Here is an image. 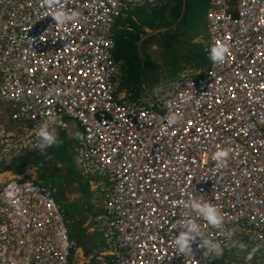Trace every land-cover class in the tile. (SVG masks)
<instances>
[{
  "label": "built area",
  "instance_id": "built-area-1",
  "mask_svg": "<svg viewBox=\"0 0 264 264\" xmlns=\"http://www.w3.org/2000/svg\"><path fill=\"white\" fill-rule=\"evenodd\" d=\"M206 2L205 50L224 48L225 58L127 98L116 90L113 26L160 0H0V110L8 113H0V174L11 156L53 146L40 148L41 125L58 133L64 114L81 123L75 164L109 183L95 226L107 252L93 251V264H211L215 254L205 255L199 238L191 255L173 245L174 225L196 218L184 207L192 196L224 217L220 228L197 219L205 238L238 244L239 256L250 245L264 250V0ZM58 9L77 16L57 25ZM71 222L48 187L0 179V264H71L79 249Z\"/></svg>",
  "mask_w": 264,
  "mask_h": 264
},
{
  "label": "trees",
  "instance_id": "trees-1",
  "mask_svg": "<svg viewBox=\"0 0 264 264\" xmlns=\"http://www.w3.org/2000/svg\"><path fill=\"white\" fill-rule=\"evenodd\" d=\"M205 0H166L165 3L156 8L134 9V17H128L124 21L118 19V24H128L127 27L114 28L115 46L113 49L114 58L120 61L121 88L127 91L130 97H135L141 90L142 84L153 85L157 79L151 77L158 64L148 56H141L143 48L139 46L138 40L144 33V26L151 29H161L157 33L145 38L143 41H150L156 37L161 38V44L167 49L165 60L162 62L170 73L177 71V63H192L199 69H207L210 64V54L205 50V44L200 41H189L188 29L193 34L198 32L200 26V13L203 12ZM168 16L171 18L169 19ZM182 40L187 43L188 48L183 53L176 52V43ZM190 65L191 67H193ZM58 143L54 144L44 153H33L25 155L17 160L14 165L8 166L9 171L25 170L29 167L36 168V178L41 184L47 186L54 194L57 203L63 209L66 218L72 220L70 223V237L78 244H83L88 239L80 219L76 216L83 214L84 208L76 209L78 200H68L64 197V190L75 184L76 190L81 194L87 206L93 209L88 198L90 197L89 185L81 177L75 168L69 151L72 143L64 130L58 132ZM63 163L64 176H59L56 171L45 170V165L53 160ZM37 171H42L41 176ZM28 175V174H27ZM47 182V183H46ZM79 204V203H78ZM76 213V215H74ZM90 238V237H89ZM82 247V246H81Z\"/></svg>",
  "mask_w": 264,
  "mask_h": 264
},
{
  "label": "clouds",
  "instance_id": "clouds-1",
  "mask_svg": "<svg viewBox=\"0 0 264 264\" xmlns=\"http://www.w3.org/2000/svg\"><path fill=\"white\" fill-rule=\"evenodd\" d=\"M77 13L67 12L63 9H58L52 14V19L57 25H66L75 20ZM226 49L215 47L210 52V59L214 62H221L225 58ZM37 136L40 139V148L50 147L58 143L57 133L54 128H50L49 124L41 125L37 131ZM227 156L226 151H217L213 159L218 163H222ZM184 207L191 209L196 213V218H185L179 221L174 228L178 230L173 240V245L177 252L185 255L192 254L191 245L199 238V246L203 248L205 255L215 254L219 256L223 252L221 243L218 240L205 238L202 232L201 225L197 223V219H202L213 228H220L224 223V217L218 206L207 200L198 199L195 196L190 197Z\"/></svg>",
  "mask_w": 264,
  "mask_h": 264
},
{
  "label": "rangeland",
  "instance_id": "rangeland-1",
  "mask_svg": "<svg viewBox=\"0 0 264 264\" xmlns=\"http://www.w3.org/2000/svg\"><path fill=\"white\" fill-rule=\"evenodd\" d=\"M206 10H207V4H206V8L204 5L203 12H201L199 15L200 16V26L197 28L198 32L193 34V32L188 29L187 33H188V35H190L189 41H191V42L200 41V42L206 44V42H207L206 17H205ZM159 30L163 31V28H161ZM159 30L158 29H154V30L148 29L147 32L145 34H143V38L144 37L147 38L148 36L152 35L153 33L154 34L157 33ZM147 43L149 44L148 48L143 49L141 51V56L148 55L152 59V61L154 60V62H156L158 64L157 68L155 69V71L153 72V74L151 76V77H156V79H157L156 82H158L159 79H161V78H165L166 76L177 74V71H182L183 69H188V67H191L190 65H192V63H177L175 66V68H177V71H173L170 73L169 71L166 70L164 64L162 63L165 60V56L168 52H167V49L161 44V38L156 37L155 39H151L150 41H147ZM175 45H176V52L177 53H183L188 48L187 43L182 41V40H178ZM143 85H146V84H142V86ZM73 151H74V147H71V150L69 151L71 156H74ZM62 166H63V163L59 162V160L57 159V160H53L50 163L46 164L45 170H47V171L53 170V171H56V173L59 176H64V168ZM75 168H76V165H75ZM35 170H36L35 167H29V168H26L25 170H22L19 174H16V172H18V170L10 171L9 177L28 174L30 177L36 178V171ZM41 174H42V171L41 172L37 171V175L39 177L41 176ZM75 193H77V190L75 188V184H72L64 190V197L66 199L70 198L69 200L77 199L78 194L75 195ZM78 203H77L76 209L83 207L84 210L82 212H84V213L77 216V219H80L82 224L84 226L86 225V227H88V230H90L89 234H91L92 223L90 222V220L87 217H84V216H88L85 212L89 213L90 216L93 217V216H96L98 211L88 207L87 203L83 200H79ZM90 205H92V204L90 203ZM95 208H97V207H95ZM74 215H76V213ZM96 233H97L96 234V240L99 241L98 243H102L103 238H102L101 232L97 230ZM87 246H91L90 241H88ZM87 246H85V247H87ZM80 253L81 254H77L74 257H72V259H73L72 264H87V261L89 262L90 255L92 253L91 248L88 250V253L84 249ZM226 255L227 256H225V258H230L233 255V252L228 253ZM224 263L228 264L229 262L226 260V262H224ZM217 264H223V263H222V261H218Z\"/></svg>",
  "mask_w": 264,
  "mask_h": 264
},
{
  "label": "bare ground",
  "instance_id": "bare-ground-1",
  "mask_svg": "<svg viewBox=\"0 0 264 264\" xmlns=\"http://www.w3.org/2000/svg\"><path fill=\"white\" fill-rule=\"evenodd\" d=\"M35 1L36 0H34V2ZM165 1L166 0H160L159 7L162 6L165 3ZM136 9H149V7H147V8H136ZM207 10H208V7H207ZM207 24H208V20L206 18V36H209V34L207 33V28H208ZM114 46H115V40H114ZM112 56H113L114 61L116 63H118L119 66H120V63L121 62L118 61V60H116L114 58L113 51H112ZM211 64L212 63L210 61L209 67L212 66ZM207 69L204 70V69H199V68H196V67H188V69H183L182 71H177V74H173V75H170V76H166L165 78L173 77V76L177 78V77L181 76V74H183L182 72H184L185 70H193V71H196V73H195L196 75H202V74H204L207 71ZM46 78L48 80L52 79V77L50 75L47 76ZM120 84H121V82H120ZM116 90H117V92L119 94L122 93L127 98H137L142 93L141 91H139V93L135 97H130L127 94V91L124 88H121L120 85H119V87H116ZM2 112L3 111L0 110V113H2ZM1 115H2L3 118L8 119V113L6 111H4ZM62 117H63V120H65V125H66V123L68 121H71V122H73V124H75V127L76 128H75L74 132L82 133L84 131L83 125H81V123L79 124L77 121H75V119L69 118V116H67L66 114H64ZM65 125L63 127H61L60 129H66L65 128ZM120 128H121L122 133H124L125 128L122 127V126H120ZM118 130H119V128H118ZM33 153H36V152L26 153L25 155H30V154H33ZM25 155H22V156H20V155H14V156H11L10 162L8 164H5L3 166V170H2V172L0 174V179H7V178H12V177H23V178H31V179L34 180V178L33 177H30L29 175H19V176L9 177L10 171L8 169V166L14 165L17 162L18 159L24 157ZM75 165H76V170L78 171V173L81 175V177L83 179H85L87 181V183L89 185V190H90V193H91L90 194V203L93 205V209H95L96 211H98V213L96 214V216H93V217L90 216V217H91L92 221L95 224H96V222H98L99 224H101L103 222L101 219H103V216L105 214V209H104V200H105L104 194L105 193H104V189L103 188L104 187H107V189H108V184H109L108 181H107L108 178L102 176L103 175L102 173H101L102 175H99L97 173L94 174L95 177H92L91 175H88V174H84L83 173V168H85V167L78 166L77 164H75ZM36 183L41 184L38 181H36ZM41 185H44V184H41ZM51 194H52V197H53L54 201H56V199H55L54 194H53L52 191H51ZM56 203H57V201H56ZM95 207H97V208H95ZM96 217L98 218L97 221L94 220ZM69 226H70V223H68V231H69L68 234H70V227ZM241 245H243V244L240 243V246ZM78 246L80 247L81 245L78 244ZM231 246H233V247L230 249V247H226L225 245H223V252H222V254L219 255V256H216L215 255L214 258H213L214 261H212L211 264H217L218 261H222V263L225 264L224 263L225 260H227L229 262V264H238L239 262L237 263L236 260H239L237 258L240 257V256H241V258L246 259V261H251V262H255L256 261L255 258H257L258 260H260L264 264V250L262 248H259L257 246H251V245L250 246H247L248 250L246 252H248V255L247 254H244L243 256L242 255L239 256V255L236 254V253H239V252L233 251V249L239 247V245L234 243V244H231ZM94 251H100L101 253H106L107 252V251H104L101 247L95 248ZM232 252H233V255L230 258H225V256H227L226 254L232 253ZM99 256L102 257V258H106V259L108 258L107 255H98V258H99ZM250 256H252V257H250ZM92 259H93V263H94L95 257H93ZM70 262L72 264V261H70ZM95 263H96V261H95ZM242 264H250V263L245 262V263H242Z\"/></svg>",
  "mask_w": 264,
  "mask_h": 264
},
{
  "label": "crops",
  "instance_id": "crops-1",
  "mask_svg": "<svg viewBox=\"0 0 264 264\" xmlns=\"http://www.w3.org/2000/svg\"><path fill=\"white\" fill-rule=\"evenodd\" d=\"M156 7H159V5L158 6H156ZM156 7H153V8H156ZM144 10V9H143ZM134 11L135 10H128V11H126V13L124 14V16L123 17H121V18H119V20L120 21H124L126 18H128V17H132L133 19H135V17H134ZM169 14H167V16H168ZM168 18L170 19L171 17L170 16H168ZM127 25L128 24H125V25H123L122 23L120 24H118V20H117V22L114 24V26H113V29H112V31L114 30V28L116 27V28H123V27H127ZM148 29H151V28H149V27H146V26H144V33H142L141 35H140V39L138 40V44H139V46H141L143 49H146V48H148V43H147V41H143L144 39H145V37L143 38V34H145L146 32H147V30ZM154 30V29H153ZM113 36H114V33H113ZM65 128L66 129H59L58 130V132L60 131V130H64L66 133H67V137L71 140V143H72V147H74V145H75V140H76V136H75V134L77 133V132H74V130H75V124H73V122H71V121H68L67 123H66V125H65ZM57 137H58V133H57ZM54 146V145H53ZM71 158H72V160H73V163L75 164V160H74V158H73V156H71ZM56 160V159H55ZM21 172V171H20ZM16 174H17V172H16ZM78 194V195H77ZM75 195H77V200L79 201V200H83V198H82V196H81V194L77 191V193H75ZM70 199V198H69ZM68 199V200H69ZM88 200H89V203H90V197L88 198ZM84 201V200H83ZM88 216H84V217H87L89 220H90V222L92 223V226H91V234H89V231L90 230H88V227H86V225H85V230L87 231V233L89 234L88 236L90 237H88V239L83 243V244H81V246L79 247V249H77L75 252H74V254H73V257L75 256V255H77V254H81L80 252L84 249L85 251H87V253H88V250L91 248V250H92V253H91V255H90V258H89V262L87 261V264H93V251L95 250V248H97V247H103L104 246V244H103V242L102 243H98L99 241L98 240H96V231L98 230V231H100L101 232V234L103 235V232L101 231V230H99V229H97L95 226H96V224L92 221V219L90 218V214L89 213H87V212H85ZM78 216V215H77ZM77 216H76V218H77ZM94 219V218H93ZM84 226V225H83ZM71 233V232H70ZM103 240V239H102ZM88 241H90V244H91V246H87V244H88ZM87 243V244H86ZM85 246H87V247H85ZM80 251V252H79ZM73 260V259H72Z\"/></svg>",
  "mask_w": 264,
  "mask_h": 264
}]
</instances>
